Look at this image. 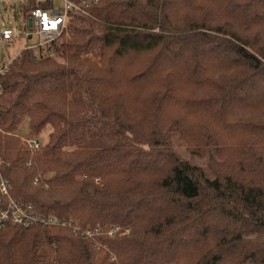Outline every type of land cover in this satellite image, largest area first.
Wrapping results in <instances>:
<instances>
[{"label": "trees", "instance_id": "trees-1", "mask_svg": "<svg viewBox=\"0 0 264 264\" xmlns=\"http://www.w3.org/2000/svg\"><path fill=\"white\" fill-rule=\"evenodd\" d=\"M88 15L55 45L68 65L25 51L0 77V152L12 197L98 234L7 225L0 264H264V0H99ZM26 119L31 139L51 128L33 155Z\"/></svg>", "mask_w": 264, "mask_h": 264}, {"label": "built area", "instance_id": "built-area-1", "mask_svg": "<svg viewBox=\"0 0 264 264\" xmlns=\"http://www.w3.org/2000/svg\"><path fill=\"white\" fill-rule=\"evenodd\" d=\"M59 1H61V5L56 7L54 0H20L22 2L21 10L24 14V23L26 24L19 30L10 27H4L0 30V77L7 73L10 66L21 56L22 52L34 51L39 58L42 56L48 58L58 57L55 45L60 37L66 33L70 15L89 16L88 10L99 2V0H81L79 3H73L69 0ZM47 2H51L52 5L45 9L42 5ZM32 4L34 5L32 6ZM16 40H22L23 45L20 49L10 52L13 42ZM25 142L31 152L38 150L41 146L40 141L37 139L25 137ZM4 165L5 161L0 152V231L4 230L7 225L24 229L36 225L49 229L64 227L69 229L74 236L85 240H94L99 229H81L76 222L60 220L53 215L40 214L32 204L23 203L12 197L11 184L2 174ZM43 179V176H37L33 180V184L39 185ZM111 234L109 232V235Z\"/></svg>", "mask_w": 264, "mask_h": 264}, {"label": "rangeland", "instance_id": "rangeland-1", "mask_svg": "<svg viewBox=\"0 0 264 264\" xmlns=\"http://www.w3.org/2000/svg\"><path fill=\"white\" fill-rule=\"evenodd\" d=\"M21 4H22V2H20V0H0V30L2 28H4V27H10L12 29L19 30L20 28H23L25 26L26 23H24V14H23V12L21 10ZM54 5L56 7L60 6L61 5V1L54 0ZM67 27H68V25H67ZM59 40L57 41V43L59 42L57 44L58 46H60V44H61L60 43L61 40L60 41ZM22 45H23L22 40L21 41H17V40L14 41L13 42V47L10 49V52L15 51L16 49H20L22 47ZM58 57L56 56V57L50 58V59L54 60L56 62V64L59 65V66H66V65H68L67 64V61H66V58H64L61 53H60V55L58 54ZM44 58H46V57H43V56L41 57V59H44ZM37 59H40V58L37 57V54H36V60ZM50 132H51L50 126H47L40 133V135L38 136L37 140H39L40 143H46L47 136L49 135ZM17 136H19V139L23 143V146L25 147V149H27L30 152V154L33 155V153L35 151L34 152H31L27 148V143L25 142V137L26 138H30L29 128H28V119H26L23 122V124L20 126V128H19V130L17 132ZM177 139L178 138L172 140V147L177 152V154L181 158H183L185 160H188L190 163L205 168L206 162H207L206 158H199V157L190 155L187 152V149H186V146L187 145L185 143H184L185 144L184 145L182 142H180ZM31 165H34V164L31 161H28L27 164H26V166H27L26 168L27 169H30ZM37 174H38L37 176H41L42 177V175H40L41 173H38L37 172ZM43 178H45V176H43ZM47 178H50V176L47 177ZM96 184H97V182H96ZM67 221H72L74 223L76 222V224H77V221L74 218H69ZM93 229H99V227L98 228H93ZM108 230H110L109 232L112 233L111 234L112 236H114L115 234H117V236H120V235H123V234H127V232H128L129 229H126L125 230V229H123L120 226H115V227L112 226V228L110 227V229H107L105 231L108 232ZM96 248H98V246ZM98 249H100V248H98ZM102 251H105V249H102ZM98 252H100V251H98ZM114 260H115V258L113 256H111L110 261H114ZM247 262L245 264H250V263H247Z\"/></svg>", "mask_w": 264, "mask_h": 264}, {"label": "snow or ice", "instance_id": "snow-or-ice-1", "mask_svg": "<svg viewBox=\"0 0 264 264\" xmlns=\"http://www.w3.org/2000/svg\"><path fill=\"white\" fill-rule=\"evenodd\" d=\"M53 27H55V25H53Z\"/></svg>", "mask_w": 264, "mask_h": 264}, {"label": "crops", "instance_id": "crops-1", "mask_svg": "<svg viewBox=\"0 0 264 264\" xmlns=\"http://www.w3.org/2000/svg\"><path fill=\"white\" fill-rule=\"evenodd\" d=\"M28 130V129H27Z\"/></svg>", "mask_w": 264, "mask_h": 264}]
</instances>
